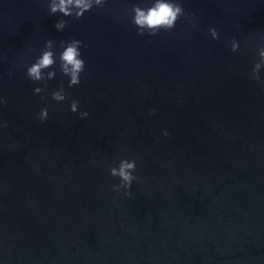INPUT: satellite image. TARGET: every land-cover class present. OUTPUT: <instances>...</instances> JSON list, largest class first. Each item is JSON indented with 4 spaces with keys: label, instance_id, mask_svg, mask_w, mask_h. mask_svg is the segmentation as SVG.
Wrapping results in <instances>:
<instances>
[{
    "label": "water",
    "instance_id": "obj_1",
    "mask_svg": "<svg viewBox=\"0 0 264 264\" xmlns=\"http://www.w3.org/2000/svg\"><path fill=\"white\" fill-rule=\"evenodd\" d=\"M253 65L1 142L0 264H264V68L253 81ZM121 159L136 161L131 197L112 189Z\"/></svg>",
    "mask_w": 264,
    "mask_h": 264
},
{
    "label": "clouds",
    "instance_id": "obj_2",
    "mask_svg": "<svg viewBox=\"0 0 264 264\" xmlns=\"http://www.w3.org/2000/svg\"><path fill=\"white\" fill-rule=\"evenodd\" d=\"M107 4V0H48V12L49 15L56 13L61 14L64 17H74L79 19L85 12L90 11L94 7L97 9H104ZM129 22L135 26L137 35L143 36H156L161 30L164 32H171L176 22L181 18L187 19L190 23L192 17L186 13L180 0H151V2L141 7L138 4H134L130 13H128ZM67 21L64 19L58 20L54 27L57 31H62L67 26ZM208 32L213 40L219 39L218 31L214 28H209ZM83 42L77 39L70 41H60L57 45L53 40H47L44 43V47L40 52V55L35 59L31 66L27 67L25 76L27 79L33 82H39L43 86L35 87L33 89L34 94H41L47 90V81L52 80L56 75V69L54 66H58L59 72L68 77L67 86L73 87L80 83V74L85 70V61L81 58L80 48ZM59 48L60 51L54 50ZM239 49L238 42L233 39L231 41L230 51L236 52ZM258 62H256L251 68L249 79L253 81H260V70L264 68V46L257 50ZM51 69V70H49ZM11 75V73H9ZM52 100L55 102H63L68 99L65 93L64 86L61 85L57 90L50 93ZM41 100H45L44 95L40 96ZM5 101L0 98V105ZM78 109V102L72 100L69 105V110L76 113ZM153 112L155 110H152ZM80 118L88 116L86 111L79 113ZM48 118L47 108H42L39 112L38 119L43 123ZM163 135L167 136L165 131ZM136 171V161L134 159H121L116 166H109V175L113 178H117L119 183L112 186L113 191L119 193L123 191V194L127 197H131L132 193L129 191L133 181H138L139 177L134 175Z\"/></svg>",
    "mask_w": 264,
    "mask_h": 264
}]
</instances>
